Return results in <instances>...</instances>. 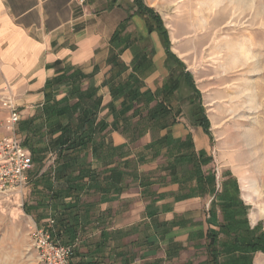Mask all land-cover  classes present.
Instances as JSON below:
<instances>
[{"label": "crops", "instance_id": "1", "mask_svg": "<svg viewBox=\"0 0 264 264\" xmlns=\"http://www.w3.org/2000/svg\"><path fill=\"white\" fill-rule=\"evenodd\" d=\"M167 35L133 0H0V100L33 158L18 193L36 221L56 216L70 264H202L241 201L202 174L210 136L179 118Z\"/></svg>", "mask_w": 264, "mask_h": 264}, {"label": "rangeland", "instance_id": "2", "mask_svg": "<svg viewBox=\"0 0 264 264\" xmlns=\"http://www.w3.org/2000/svg\"><path fill=\"white\" fill-rule=\"evenodd\" d=\"M142 1L159 16L168 34L169 52L177 56L172 73L177 97L184 104L179 118L190 125L201 120L208 126L202 174L209 182L214 180L218 200H228L229 194H234V202L241 200L222 208V212H236L237 217L231 221L233 229L216 231V243L207 248V258L211 255L213 264H264V159L258 165L254 162L256 156L264 158V0ZM226 44L240 45L248 59L224 72L220 65L229 50ZM243 88L248 92H242ZM55 160L54 153L44 155L38 165H53ZM244 176H255L258 190L244 191L242 186L251 184H244ZM18 190L0 199V264H41L31 231L34 226L48 228L56 216L36 221L23 208L29 197H22ZM52 233L55 236L54 228ZM64 244L74 245L70 264L76 245Z\"/></svg>", "mask_w": 264, "mask_h": 264}, {"label": "built area", "instance_id": "3", "mask_svg": "<svg viewBox=\"0 0 264 264\" xmlns=\"http://www.w3.org/2000/svg\"><path fill=\"white\" fill-rule=\"evenodd\" d=\"M83 1V0H81ZM7 113L2 126L10 134L0 135V199L9 192L23 187L27 181V172L33 166V158L21 140L13 135L15 125L20 120V113L11 98L0 100ZM34 226L31 231L32 244L41 264H69L74 253V245L61 243L49 228Z\"/></svg>", "mask_w": 264, "mask_h": 264}, {"label": "bare ground", "instance_id": "4", "mask_svg": "<svg viewBox=\"0 0 264 264\" xmlns=\"http://www.w3.org/2000/svg\"><path fill=\"white\" fill-rule=\"evenodd\" d=\"M239 2V1H238ZM244 45V44H243ZM219 47V46H218ZM226 47L227 48H229V50H228V52H227V54H226V56L224 57V62L220 65V67L222 68V70L224 71V72H226L229 68H232V66L236 63V62H239V63H245L246 62V60L248 59V57H246V50H243L242 48H240L241 46L239 45L237 48L235 47V48H233L234 46H231L230 44L228 45V44H226ZM220 48V47H219ZM243 48H244V46H243ZM216 53H220V50H218V48H217V51H216ZM243 54H245V55H243ZM243 90H244V92H246L247 91V89H246V91H245V88H243L241 91L243 92ZM249 91H250V89H249ZM241 92V93H242ZM248 92V91H247ZM236 93H238V92H236ZM240 93V92H239ZM236 94V95H238V97L240 96V94ZM242 94H244V93H242ZM236 95H234L233 97H235ZM250 96V98L253 96V95H249ZM243 96H240L239 98H242ZM244 97H245V95H244ZM238 99V98H237ZM248 99V98H247ZM232 100V99H231ZM241 101H242V99H241ZM254 101V100H253ZM252 101V102H253ZM247 103V102H246ZM248 103H249V101H248ZM241 104V103H240ZM239 104V105H240ZM238 106V105H237ZM252 106V105H251ZM237 108V107H236ZM235 107H234V109H236ZM234 109L232 110L233 112H234ZM259 143V142H258ZM264 152V151H263ZM263 159L264 158H262L261 156H256V158H255V160H254V162H255V164H261L262 162H263ZM242 180H243V182H244V184L246 183V184H248V183H251V184H249V185H243L242 186V189L244 190V191H249V189H252V188H254V190L256 191V190H258L257 189V186H256V179H255V176H244L243 178H242ZM251 182H250V181ZM252 187V188H251ZM247 194V193H246ZM247 197V196H246ZM247 198H249V199H252L253 197H251L250 195H248V197ZM254 219V218H253Z\"/></svg>", "mask_w": 264, "mask_h": 264}, {"label": "trees", "instance_id": "5", "mask_svg": "<svg viewBox=\"0 0 264 264\" xmlns=\"http://www.w3.org/2000/svg\"><path fill=\"white\" fill-rule=\"evenodd\" d=\"M133 2L135 4V6H136L137 12L142 11V12H146V13H151L153 15V17H155L156 19L160 20L159 16L153 11V9L150 8V7H148V6H145L143 4V1L142 0H133ZM199 123L202 125L204 131L209 135L210 132H209L208 126L204 122H202L201 120L199 121ZM73 143L79 145L80 142H73ZM157 144H158V142H156L155 145L151 144L150 145L151 146L150 148H152V149H154L155 147L157 148ZM232 199H233V194H231V195L229 194L228 200L232 201ZM236 217H237L236 216V212H233V218H232V220H236ZM232 220H226V221H224V223L221 225L222 226V229L232 228L231 227V221ZM216 235H217L216 232H214V231L210 232V235L208 237L210 239V242H208V244H206L207 248H209L210 250L212 249L211 247H214V245L216 243V237H215ZM241 242H242V240L240 241V243ZM214 262H215V259L210 255L207 258V260H205V262H203L202 264H213Z\"/></svg>", "mask_w": 264, "mask_h": 264}]
</instances>
